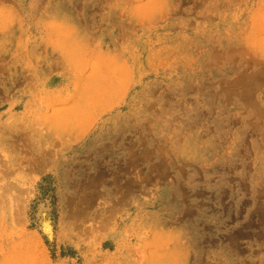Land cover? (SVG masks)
I'll return each instance as SVG.
<instances>
[{
    "label": "rangeland",
    "instance_id": "1",
    "mask_svg": "<svg viewBox=\"0 0 264 264\" xmlns=\"http://www.w3.org/2000/svg\"><path fill=\"white\" fill-rule=\"evenodd\" d=\"M0 264H264V0H0Z\"/></svg>",
    "mask_w": 264,
    "mask_h": 264
}]
</instances>
